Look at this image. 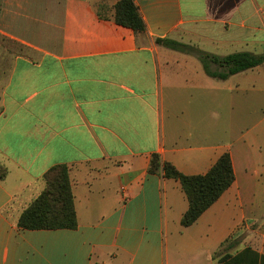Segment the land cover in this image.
Returning a JSON list of instances; mask_svg holds the SVG:
<instances>
[{"label":"crops","instance_id":"crops-1","mask_svg":"<svg viewBox=\"0 0 264 264\" xmlns=\"http://www.w3.org/2000/svg\"><path fill=\"white\" fill-rule=\"evenodd\" d=\"M0 0V264H264V64L210 77L197 54L264 52V0ZM235 180L189 227L180 182L224 153ZM67 166L77 227L18 219Z\"/></svg>","mask_w":264,"mask_h":264},{"label":"trees","instance_id":"trees-1","mask_svg":"<svg viewBox=\"0 0 264 264\" xmlns=\"http://www.w3.org/2000/svg\"><path fill=\"white\" fill-rule=\"evenodd\" d=\"M114 20L117 24L145 32L146 25L134 0H119L114 8ZM157 43L184 51V45L170 39H157ZM201 61L204 71L210 77L227 79L229 76L253 69L264 64V52L254 54L238 52L218 57L200 50H194ZM149 172L160 173L168 179L180 182L189 207L184 213L181 224L189 227L210 208L233 184L235 174L231 155L224 153L205 174L185 175L171 163L153 155ZM7 175V169L0 165V180ZM45 187L32 201L18 219V226L28 230L38 229H74L77 216L74 207L72 185L67 166H54L44 175Z\"/></svg>","mask_w":264,"mask_h":264},{"label":"rangeland","instance_id":"rangeland-1","mask_svg":"<svg viewBox=\"0 0 264 264\" xmlns=\"http://www.w3.org/2000/svg\"><path fill=\"white\" fill-rule=\"evenodd\" d=\"M179 43H181V42H179ZM183 45H184V51H181V52H183V53H186V52H190L191 50L192 51H194L196 48H194V47H191V46H188V45H185L184 43H182Z\"/></svg>","mask_w":264,"mask_h":264}]
</instances>
